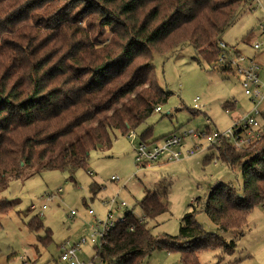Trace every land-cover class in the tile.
I'll return each instance as SVG.
<instances>
[{
  "label": "trees",
  "instance_id": "obj_1",
  "mask_svg": "<svg viewBox=\"0 0 264 264\" xmlns=\"http://www.w3.org/2000/svg\"><path fill=\"white\" fill-rule=\"evenodd\" d=\"M250 1L0 0V191L33 170L73 176L85 169L92 149L109 146L111 129L127 135L167 100L169 92L152 74L154 55L191 45L211 68L219 67L217 41ZM150 135L143 131L140 141ZM217 158L239 170V189L218 182L193 199L177 236L152 234L148 220L168 205L166 194L147 190L138 203L143 219L124 213L125 222L94 246L98 264H145L162 248L178 252L180 264H201L205 250L232 253L248 216L264 203V130L242 148L223 141ZM98 190L93 182L91 194ZM14 206L1 199L0 213ZM201 211L235 240L206 232L195 219ZM27 225L43 228L38 215Z\"/></svg>",
  "mask_w": 264,
  "mask_h": 264
},
{
  "label": "rangeland",
  "instance_id": "obj_2",
  "mask_svg": "<svg viewBox=\"0 0 264 264\" xmlns=\"http://www.w3.org/2000/svg\"><path fill=\"white\" fill-rule=\"evenodd\" d=\"M260 20L264 21V0H251L225 29L221 40L248 57L254 55L255 40L264 41L258 26ZM108 37L109 32H106L102 41ZM153 67V76L169 94L167 100L159 104L161 110L154 111L133 130L134 141L119 130L111 129L109 146L92 149L87 167L73 176L59 170L37 169L31 171L29 177L11 179L7 188L0 191V200L15 203L7 213H0V264H22L20 256L26 258L27 264H60V246L88 239L96 221L107 215L110 204L114 219L128 211L143 219L138 203L147 190L166 194L168 205L167 211L148 220L152 234L177 236L182 217L193 209V199L205 197L218 182L240 187L239 170L216 159V148H208L203 138L186 137L179 149L182 151L179 160L161 158L137 167L134 145L143 131L148 130L150 136L158 138L173 132H205L207 118L211 119L213 129L223 131L251 106L238 77L220 66L211 68L191 45L169 54L156 53ZM226 101L233 102L234 108H225ZM191 148L196 150L186 155L185 151ZM208 156L211 159L205 162ZM111 176L117 179L111 180ZM93 182L99 184L94 196L90 191ZM238 193L241 194V190ZM113 198L115 202L111 203ZM121 202L125 203L124 207H120ZM44 204L46 208L38 215ZM31 205L35 208L31 209ZM36 215L43 223V228L37 231L27 225ZM195 219L206 232L216 233L226 242L236 238L231 231L221 230L203 211L197 212ZM94 256L93 244L87 241L81 245L80 260L98 264ZM198 257L201 264H264V203L248 216L244 233L236 240L232 253L205 250ZM145 264H180V256L178 252L156 249Z\"/></svg>",
  "mask_w": 264,
  "mask_h": 264
},
{
  "label": "built area",
  "instance_id": "obj_3",
  "mask_svg": "<svg viewBox=\"0 0 264 264\" xmlns=\"http://www.w3.org/2000/svg\"><path fill=\"white\" fill-rule=\"evenodd\" d=\"M259 29L264 35V21L259 22ZM218 47L222 50L219 55V66L225 70L234 73L240 82L244 95L248 97L250 101V108L242 113L232 124L231 127L223 131L213 129L211 127V119H206L207 128L205 132H182V133H170L161 137L160 139L152 142L138 141L134 145V160L137 167H144L150 163L156 162L161 158L167 161L179 160L182 157V151L179 150L182 146V142L186 137L203 138L208 148L220 149L223 141H228L234 148H242L254 140L260 139L263 134V115H264V41H256L253 43L255 55L250 57L243 53H237L232 48L228 47L221 39L217 41ZM262 57V58H260ZM160 107L157 106L155 111H160ZM128 138L132 141L135 139L134 131H130L127 134ZM196 148H191L185 151L186 155L194 153ZM214 163H216L214 161ZM117 177L111 176V180H116ZM50 196L47 200H50ZM115 202L114 198L111 203ZM125 203L121 202L120 207H124ZM118 208L119 204L117 205ZM35 206L31 205V209ZM46 208L44 204L41 209L38 210V215H42V211ZM111 204L108 208L107 215L98 221H96L95 228L88 239L81 238L76 244L65 243L60 246L59 262L61 264H91L80 260L78 252L82 244L87 241L93 244V246H100L102 239L108 234V232L116 227L118 223L125 222V214L113 218L111 212ZM92 214V210L88 211ZM74 214V211H71ZM132 229V226L129 227ZM98 240L97 243L95 241ZM22 264H27V260L24 256L19 257Z\"/></svg>",
  "mask_w": 264,
  "mask_h": 264
},
{
  "label": "crops",
  "instance_id": "obj_4",
  "mask_svg": "<svg viewBox=\"0 0 264 264\" xmlns=\"http://www.w3.org/2000/svg\"><path fill=\"white\" fill-rule=\"evenodd\" d=\"M263 19V18H262ZM261 21V20H260ZM256 41H259V40H255V42ZM255 55V54H254ZM260 58H262V57H260ZM234 108V107H233ZM163 137V136H162ZM155 138H157V139H160L161 137H152V136H150V138L149 139H147V141L149 142V141H152L153 139H155ZM29 260V259H28ZM30 261V260H29ZM59 261V260H58ZM32 263V262H31ZM60 263V262H59ZM61 264V263H60Z\"/></svg>",
  "mask_w": 264,
  "mask_h": 264
}]
</instances>
